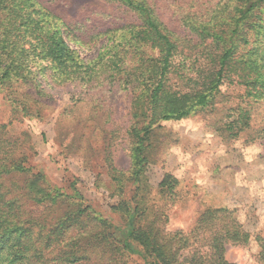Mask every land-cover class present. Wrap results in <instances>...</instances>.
Wrapping results in <instances>:
<instances>
[{
    "label": "trees",
    "instance_id": "1",
    "mask_svg": "<svg viewBox=\"0 0 264 264\" xmlns=\"http://www.w3.org/2000/svg\"><path fill=\"white\" fill-rule=\"evenodd\" d=\"M107 1L133 14L126 31L121 27L97 33L89 30L91 36H82L83 22L66 21L37 0H0V83L12 105L19 102L26 116L37 117L45 104L36 98L21 102L14 95L15 85L30 79L36 58L48 63L60 83L77 78L91 83L115 73L124 77L125 86L136 84L140 95L133 101L134 122L127 132L132 144L131 168L127 174L109 164L111 179L122 197L114 210L125 226L116 227L94 212L78 192L69 196L47 187L41 173L26 167L28 155L17 152L20 138L0 137V264H230L224 255L225 244L250 241L233 214L206 211L190 232L167 231L164 209L153 211L147 201L151 185L146 170L158 121L188 117L232 76L255 93H264V65L253 61V73L252 62L246 59L251 52L246 53L248 39L259 42L264 38V0H186L180 13L182 32L168 28L149 0ZM117 31L125 39L113 35ZM100 36H109L112 43L93 63L81 61L79 51L69 44L90 45ZM148 47L157 50V56L148 55ZM179 56L191 64V75L182 77L186 82L199 83V74L206 73L210 83L205 91L192 90L181 96L180 89L167 88L168 74ZM129 184L134 195L123 198ZM177 187L171 174L160 182L159 192L167 204H173ZM215 219L224 225H217ZM205 231L208 251L203 252L194 243ZM257 240V257L264 264V240Z\"/></svg>",
    "mask_w": 264,
    "mask_h": 264
},
{
    "label": "rangeland",
    "instance_id": "2",
    "mask_svg": "<svg viewBox=\"0 0 264 264\" xmlns=\"http://www.w3.org/2000/svg\"><path fill=\"white\" fill-rule=\"evenodd\" d=\"M37 1L66 21L83 22L82 36H91L89 30L97 33L121 27L126 31V25L134 20L129 10L107 0ZM149 1L168 28L182 32L180 13L186 0ZM113 35L125 39L120 31ZM108 37L100 36L90 45L74 41L69 44L79 51L81 61L93 63L112 43ZM248 40L246 53L251 52L246 59L252 62L249 65L255 73L253 61L264 65V38L259 42ZM145 51L152 57L158 54L151 47ZM34 61L30 79L16 84L18 93L14 95L21 102L39 99L45 104L41 117L26 116L19 102L12 105L0 83V137L20 138L17 152L28 155L26 167L41 173L47 187L69 196L78 192L94 212L109 218L116 227L125 226L121 214L114 210L122 197L111 179L109 164L127 174L131 168L132 144L127 132L134 122L132 104L140 91L135 90V83L125 86L123 76L108 72L91 83L80 78L60 83L45 60ZM191 71L188 60L176 57L167 88L180 89L181 96L192 90L205 91L210 83L206 73L199 74V83L182 78ZM193 76L197 78L198 74L194 72ZM232 78L225 79L209 102L196 107L188 117L161 120L154 125L146 170L151 185L147 201L153 211L164 209L168 216L164 228L170 232H190L206 211L233 214L250 241L226 243V260L230 264H262L257 257V238L264 240V93H255L239 83L238 77ZM37 90L42 92L38 94ZM166 174L178 181L173 204H167L159 192ZM130 189L129 184L123 198L134 195ZM218 221L214 223L224 225ZM201 226L210 230L206 224ZM201 236L206 239L199 236L193 243L203 252L208 251V232Z\"/></svg>",
    "mask_w": 264,
    "mask_h": 264
}]
</instances>
